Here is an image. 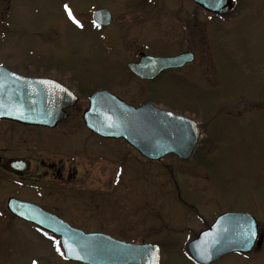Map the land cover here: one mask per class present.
<instances>
[{"label": "rangeland", "instance_id": "374dc122", "mask_svg": "<svg viewBox=\"0 0 264 264\" xmlns=\"http://www.w3.org/2000/svg\"><path fill=\"white\" fill-rule=\"evenodd\" d=\"M183 5L195 11L180 0H11L7 14L6 0H0L1 66L68 74L83 90L106 88L135 106L152 102L192 117L203 132L189 160L168 155L151 161L124 140L103 141L82 128L90 94L83 93L79 108L55 134L12 130L13 149L25 137V149H34L40 159H63L68 183L13 187L86 227L102 225L103 204L107 232L127 242L159 244L161 264H198L189 256L188 242L220 212H246L256 217L261 240L249 253H230L212 264H264V0H239L227 20L206 14L199 44H186L176 34L179 22L173 17ZM102 7L113 12L107 28L88 22L89 12ZM186 48L198 49L196 60L152 83L128 68L140 50L171 54ZM0 178L4 229L12 227L6 199L14 188L9 177ZM17 246L8 237L0 239L1 264L21 263L27 257L22 255L34 256L37 247L31 239L20 256ZM50 258L47 264H64L55 254Z\"/></svg>", "mask_w": 264, "mask_h": 264}, {"label": "water", "instance_id": "95a60500", "mask_svg": "<svg viewBox=\"0 0 264 264\" xmlns=\"http://www.w3.org/2000/svg\"><path fill=\"white\" fill-rule=\"evenodd\" d=\"M208 11L232 12L236 0H193ZM93 20L111 21L107 9L95 11ZM193 53L161 57L143 55L128 64L137 76L153 79L162 71L184 66ZM79 101L66 85L50 78L27 77L0 66V119L25 124L55 126L67 118V109ZM85 126L104 138L124 139L143 157L159 161L168 155L189 160L201 140L200 123L189 116L160 108L152 102L134 106L118 95L99 90L89 98L83 113ZM8 208L22 218L61 236L66 259L83 264H159L160 248L151 243H133L103 233H85L43 208L10 199ZM250 233H254L249 242ZM261 240L255 216L246 212H225L188 243V252L198 264H212L230 253H248Z\"/></svg>", "mask_w": 264, "mask_h": 264}, {"label": "flooded vegetation", "instance_id": "af4514ba", "mask_svg": "<svg viewBox=\"0 0 264 264\" xmlns=\"http://www.w3.org/2000/svg\"><path fill=\"white\" fill-rule=\"evenodd\" d=\"M180 1H184L186 3H192V5L194 6L193 9H195L194 12H190L189 8H187V6H184V5L178 6L176 13L177 14L179 13V14L175 18L173 17L174 22H175V20H177L179 22L178 26L176 24V27H177L176 28V34L180 35L182 42L184 41L186 44H188L189 40H191V41L197 40V43L198 44L200 43V40H202V38H203L202 36H203V31H204V16L206 14L211 15V17H212L211 20H218V21L227 20V19L232 17V15L236 12V10L239 7V0H236L237 5H236V8L232 12H230L228 14L220 15V14L206 10L205 8H203L202 6H200L199 4L194 2L193 0H180ZM102 9L109 10V8H106V7L95 8V9L91 10L89 12L88 22L91 23L92 25H94L96 27H100V28L110 27L114 22L113 12H111V10H109L111 13V21L109 23L101 24V23L93 20L92 14L95 11L102 10ZM142 9H147V8L140 7V10H142ZM9 11H11V0H6V12H7V14H9ZM141 18H142V16H141ZM154 19L157 20V19H160V17L159 18L156 17ZM174 22H173V24H174ZM155 23H156V21H155ZM174 30H175V28H174ZM195 50H196L195 48H186V49L181 50L177 53H171V54H160V53H152V52L151 53L150 52L145 53V52L140 50L138 52V58L132 59L129 63L139 62V60L141 59V57L143 55L169 57V56H176V55L186 53V52L193 53L194 60L192 62L187 63L184 66L179 67V68L168 69V70L177 71V70H180L182 68L189 66L190 64H192L196 60L198 49L196 50L197 52ZM5 68H7L11 71H14L18 74L27 76V77L50 78V79L59 81L60 83L66 85L67 87L72 89L78 95L79 101L75 106L67 109V113H68L67 118L59 121L53 127L43 126V125L25 124V123H22L19 121L11 120V119H0V143L3 144L0 146V177H4V178L9 177V179H11L12 188H14L13 184H15L16 186L19 185L20 188L33 187V188H37V189H44V188L46 189V188H53L56 186H65L68 182L64 181L66 178V171H64V160L58 159L55 161L53 159L52 160L40 159L38 157V156H40V154L36 153V151L34 149H28V150L25 149L26 142H27V138H25V137H22L24 139L19 141V142H21V144L17 143L16 148L13 149V140H12L13 139V136H12L13 131L12 130L15 127L17 129H36L39 132L47 133L50 135L55 134L56 133L55 130L60 128L64 122L69 120L71 111L73 109L79 108V104L84 98L83 93H88V92L90 93L88 96V104H89L90 96L94 92L99 91V90L93 89L92 87H89V88L87 87L88 88L87 90H83V89L79 88L80 87L79 86L80 81L77 78H75L74 76H70L68 74H56V75L33 74V73L24 72L25 68L24 69L18 68V67L13 68V67H9V66H6ZM168 70H165V71H168ZM165 71H162L158 76H156L153 79H146V78H141V77L135 75L130 70V72L133 75H135L136 78L143 80L147 83H152L157 78H159L160 75ZM101 90H107V89L103 88ZM87 107L83 110V113L87 109ZM83 113H82V119H83ZM82 128H84L92 136H94L98 139H101L103 141L113 139V138L101 137L100 135L89 130L85 126V123H84V127H82ZM19 132H24V130H19ZM66 132L67 131H64V133H66ZM60 136H65V134L61 133ZM121 140H123V139H121ZM48 176L49 177L51 176L56 181H52L53 179L51 181H48V182L42 180L43 178H46ZM17 190H18L17 188L16 189L14 188V191H16V192H14L12 189V193L6 199V202H7L6 209L8 211L7 217L9 218L8 223L11 224L12 227L10 226L9 228L0 229V239L2 237H8V238H10V242L18 243L17 247L19 249H16V252L17 253L21 252L19 254L20 256L25 251V249H23V246H25V244L29 243L31 239L37 246L34 248V250L36 251L34 256L29 257L28 255H22V257H21L22 259L23 258L25 259V257L27 256L26 260L21 262V263H17V264H47L45 261L47 260V258L49 260H51V258H50L51 254L56 255V258H53V259H59L64 264H83V263L66 259L65 252H64V249L62 247L61 236H59L55 232L46 230V229L38 226L37 224H34V223L22 218L21 216L13 213L8 208V203H9L10 199H17L20 201L33 203V204L43 208L44 210L56 215L58 218L69 223L72 227L83 230L85 233H103V234H107V235L112 236L106 230V228L108 227V226H106L108 220L106 217H104L107 212L104 209L103 204L101 207L102 209L100 210L101 211L100 215H101V219H102V221H101L102 225H96L93 227H86V226L74 224L69 219V217L66 216V214H62L57 209L48 208V207L42 205L41 203H39L35 200L28 199L22 194V191L19 192V190L18 191ZM100 194L103 195V193H100ZM225 212H229V211L227 210V211L220 212L218 215L215 216V219L219 215H221L222 213H225ZM215 219L211 223H209L206 228H208L215 221ZM57 242H59V244H57ZM152 244H156V243H152ZM156 245L159 246L160 253H161L162 252L161 246L159 244H156ZM46 254H49V255L46 256ZM2 264H11V263L10 262H4ZM159 264H161V259H160Z\"/></svg>", "mask_w": 264, "mask_h": 264}, {"label": "snow or ice", "instance_id": "6c2138e0", "mask_svg": "<svg viewBox=\"0 0 264 264\" xmlns=\"http://www.w3.org/2000/svg\"><path fill=\"white\" fill-rule=\"evenodd\" d=\"M66 9L68 10V15L78 24L80 25L81 27H83V25L80 24V21L79 20H76L75 16L73 15L72 13V10L71 8H69L67 5H65ZM254 236V233H250V236H249V242L251 240V237ZM57 244H59V242H57Z\"/></svg>", "mask_w": 264, "mask_h": 264}]
</instances>
